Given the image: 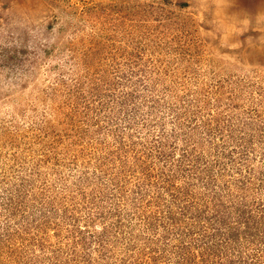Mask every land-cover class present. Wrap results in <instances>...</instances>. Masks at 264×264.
Here are the masks:
<instances>
[{
  "label": "rangeland",
  "instance_id": "1",
  "mask_svg": "<svg viewBox=\"0 0 264 264\" xmlns=\"http://www.w3.org/2000/svg\"><path fill=\"white\" fill-rule=\"evenodd\" d=\"M0 264H264V0H0Z\"/></svg>",
  "mask_w": 264,
  "mask_h": 264
}]
</instances>
